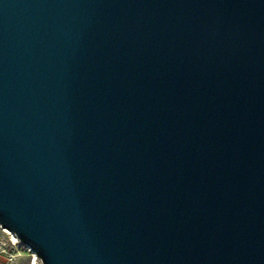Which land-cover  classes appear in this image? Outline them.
I'll use <instances>...</instances> for the list:
<instances>
[{"label": "water", "instance_id": "water-1", "mask_svg": "<svg viewBox=\"0 0 264 264\" xmlns=\"http://www.w3.org/2000/svg\"><path fill=\"white\" fill-rule=\"evenodd\" d=\"M0 226L42 264H264V0H0Z\"/></svg>", "mask_w": 264, "mask_h": 264}, {"label": "rangeland", "instance_id": "rangeland-1", "mask_svg": "<svg viewBox=\"0 0 264 264\" xmlns=\"http://www.w3.org/2000/svg\"><path fill=\"white\" fill-rule=\"evenodd\" d=\"M2 248L4 252L0 253V264H42L39 259L33 263V253L26 245L20 243L11 246L4 232L0 235V249Z\"/></svg>", "mask_w": 264, "mask_h": 264}, {"label": "built area", "instance_id": "built-area-1", "mask_svg": "<svg viewBox=\"0 0 264 264\" xmlns=\"http://www.w3.org/2000/svg\"><path fill=\"white\" fill-rule=\"evenodd\" d=\"M1 232H4L5 234H6V236H7V241L9 242V244L11 245V246H16L17 244H20L21 242L18 240V239H16V240H14L6 231H5V229L4 228H2L1 226H0V235H1ZM2 252H4V250H3V248L2 249H0V253H2Z\"/></svg>", "mask_w": 264, "mask_h": 264}, {"label": "bare ground", "instance_id": "bare-ground-1", "mask_svg": "<svg viewBox=\"0 0 264 264\" xmlns=\"http://www.w3.org/2000/svg\"><path fill=\"white\" fill-rule=\"evenodd\" d=\"M5 231L14 239V240H16L17 239V237L15 236V234L13 233V232H11V231H9V230H6L5 229ZM32 253H33V251L31 250V249H29ZM38 259V257L33 253V263L35 262V260H37Z\"/></svg>", "mask_w": 264, "mask_h": 264}]
</instances>
